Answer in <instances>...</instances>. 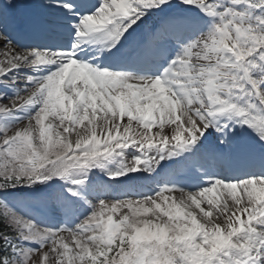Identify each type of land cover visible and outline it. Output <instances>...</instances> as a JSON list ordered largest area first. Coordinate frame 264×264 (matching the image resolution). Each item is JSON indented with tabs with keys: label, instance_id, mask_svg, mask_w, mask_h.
<instances>
[{
	"label": "snow or ice",
	"instance_id": "snow-or-ice-1",
	"mask_svg": "<svg viewBox=\"0 0 264 264\" xmlns=\"http://www.w3.org/2000/svg\"><path fill=\"white\" fill-rule=\"evenodd\" d=\"M13 7L0 0V264H264V0ZM16 192L54 205L50 222Z\"/></svg>",
	"mask_w": 264,
	"mask_h": 264
},
{
	"label": "rangeland",
	"instance_id": "rangeland-1",
	"mask_svg": "<svg viewBox=\"0 0 264 264\" xmlns=\"http://www.w3.org/2000/svg\"><path fill=\"white\" fill-rule=\"evenodd\" d=\"M0 58H3L0 56ZM0 103H9L8 101H0ZM126 119V118H125ZM47 123V122H46ZM58 123V122H57ZM135 124V122H134ZM153 131H156V129H153ZM166 131H169V129H166ZM75 135H73L72 139L73 141L75 140ZM132 159V153H129L128 155V160L131 161ZM166 195H176L177 197V194H180L179 192H176V193H165ZM20 200H13L11 205L15 206V207H18V208H21L23 210V212L26 214V216H31L33 217L34 221H38L41 226L45 225V222L44 221H48V217L50 214H55L54 212H48V208H47V205L46 204H37L35 202H33L32 204L30 205H25V204H20L19 203ZM32 206H35L39 209V212H34L33 210H31L30 208ZM53 208H55L54 205H52ZM53 210V209H51ZM43 211H46V214H44ZM124 211H127L126 209ZM64 235H67V233H65Z\"/></svg>",
	"mask_w": 264,
	"mask_h": 264
},
{
	"label": "bare ground",
	"instance_id": "bare-ground-1",
	"mask_svg": "<svg viewBox=\"0 0 264 264\" xmlns=\"http://www.w3.org/2000/svg\"><path fill=\"white\" fill-rule=\"evenodd\" d=\"M25 14H27V10L23 7H19L18 8V15L19 16H24ZM15 41V40H14ZM4 48L2 46H0V56L3 57V52H4ZM176 196V195H175ZM180 197V194H177V199Z\"/></svg>",
	"mask_w": 264,
	"mask_h": 264
},
{
	"label": "trees",
	"instance_id": "trees-1",
	"mask_svg": "<svg viewBox=\"0 0 264 264\" xmlns=\"http://www.w3.org/2000/svg\"><path fill=\"white\" fill-rule=\"evenodd\" d=\"M4 230V224L2 222V216H0V231Z\"/></svg>",
	"mask_w": 264,
	"mask_h": 264
}]
</instances>
